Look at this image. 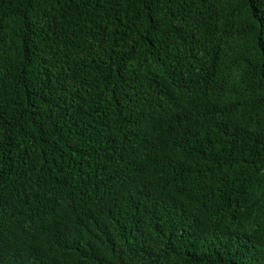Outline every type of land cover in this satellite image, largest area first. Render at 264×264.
Returning a JSON list of instances; mask_svg holds the SVG:
<instances>
[{"label":"trees","instance_id":"16d2710c","mask_svg":"<svg viewBox=\"0 0 264 264\" xmlns=\"http://www.w3.org/2000/svg\"><path fill=\"white\" fill-rule=\"evenodd\" d=\"M0 264H264V0H0Z\"/></svg>","mask_w":264,"mask_h":264}]
</instances>
